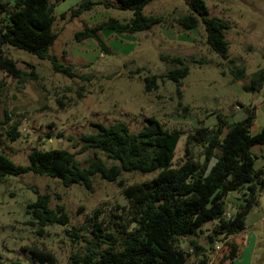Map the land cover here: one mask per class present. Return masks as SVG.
Segmentation results:
<instances>
[{"label": "rangeland", "instance_id": "rangeland-1", "mask_svg": "<svg viewBox=\"0 0 264 264\" xmlns=\"http://www.w3.org/2000/svg\"><path fill=\"white\" fill-rule=\"evenodd\" d=\"M14 1L0 0V28L13 11ZM47 1L52 6L51 29L56 34L48 54L71 67L76 76L54 72L50 61L25 50L0 47L19 70L34 74L15 78L0 70V151L15 164L27 165L33 148H62L73 152L84 166L93 150L78 152L79 146L72 144L81 135L95 132L93 123L108 126L121 121L130 132H137L146 124V118L153 116L164 128L180 131L171 161V166L176 167L184 158L187 136L196 128H214L219 120L228 124L242 121L252 108V133L256 132V124L263 123L264 73L256 91H247L243 86L264 71V0H204L209 16L230 24L224 32L229 43L227 59L210 50L202 25L195 29L178 25L176 19L190 12L187 0H151L142 12L160 17L161 22L146 31L125 34L100 30L109 54L95 40L77 41L75 35L108 18L128 21L132 17L130 10L119 9L117 0H92L89 10L71 15L84 0ZM162 56H179L188 67L187 76L181 80L180 96L174 82L165 77L156 79L155 88L146 89L145 77L163 76L178 66ZM234 65L244 67L242 79L231 75ZM13 130L18 136L11 139L9 133ZM254 150L257 152V148ZM201 153L200 146L191 147L194 160L202 162ZM99 155L106 160L103 153ZM213 163L214 159L209 167ZM254 167L264 170V157L258 156ZM155 174L123 172L120 178L131 185L148 181ZM34 189L49 196L50 207H64L69 218L66 226L46 225L40 236L37 226L30 225L25 208L36 198ZM228 196L232 197L226 205L230 212L241 192L233 190ZM127 203L116 182L98 175L92 177L91 190L82 184L64 187L57 179L31 172L6 175L0 182V264H45L32 256V247L49 251L58 264H76L70 256L97 241L91 233L95 220L107 226L120 221L117 208H126ZM95 210H99L98 219L93 217ZM214 224L215 221L204 223L202 235L189 237L204 248L197 258L207 259L208 264H264V188L258 204L246 216L245 229L227 238L239 247L232 260L223 259L229 252L217 239L222 235H217L211 244L207 242ZM73 227L79 229L76 238L66 233ZM181 246L187 249V240H182ZM197 258L192 256L188 264Z\"/></svg>", "mask_w": 264, "mask_h": 264}, {"label": "trees", "instance_id": "trees-1", "mask_svg": "<svg viewBox=\"0 0 264 264\" xmlns=\"http://www.w3.org/2000/svg\"><path fill=\"white\" fill-rule=\"evenodd\" d=\"M117 1L119 9L132 12L128 21L108 18L98 25L77 32L76 40L93 39L109 54V49L98 33L100 30L133 34L146 31L161 22L160 17L147 16L142 12L151 0ZM187 3L190 12L176 19L178 25L184 29H195L199 24L202 25L205 42L210 50L220 58L227 59L229 43L224 32L230 27L229 22L209 16L204 0H187ZM93 4L92 0H84L71 11V15L89 10ZM52 22V6L47 0H15L13 11L0 28V47L8 45L25 50L39 59L50 61L54 72L74 77L76 75L71 67L60 64L48 54V48L56 37L51 29ZM161 58L178 66L168 69L163 76L145 77L146 89L155 88L156 79L165 77L174 82L180 96L181 80L187 76L188 67L179 56ZM0 70L15 78L34 76L33 73L19 70L14 61L1 51ZM230 73L234 79H242L245 70L243 66L234 65ZM263 73L260 72L243 88L247 91L259 89ZM262 100L264 103V95ZM253 112L254 108L242 121L228 124L219 120L214 128H196L194 133L187 136L184 158L176 167L171 166V161L180 131L164 128L159 120L151 116L146 118V124L137 132H130L121 121L108 126L93 123L95 132L81 135L72 144L73 147L79 146L78 152L93 150V155L84 166L76 160L73 152L62 148H33L25 166L15 164L0 151V182L6 175L31 172L57 179L64 187L82 184L91 190L92 177L95 175L117 183L128 202L126 208H117L120 215L116 217L120 221L107 226L102 220H95L91 233L97 241L90 242V246L83 252L72 254L70 259L73 263L188 264L192 256L196 259L204 249L189 237L198 236L202 232L201 226L209 221H215V224L207 236V242L211 244L217 235H222L217 239L221 247L229 252L223 259L232 260L238 255L239 247L227 238L245 229L246 216L258 204L259 194L264 188V170L254 167L256 158L264 157V121L260 129L252 133ZM9 135L14 139L18 132L13 130ZM193 145L202 148V162L191 156ZM99 153H103L106 160ZM213 159L214 163L209 167ZM106 161H111V164ZM123 172L156 174L148 181L126 185L120 178ZM233 190L240 191L241 196L235 198L231 211L227 212V202L232 199L228 194ZM33 192L36 198L26 205L25 210L30 216V225L37 226L40 236L44 234L43 228L46 225L66 226L69 223L62 205L52 208L48 195L39 193L37 189ZM98 213L99 210L93 212L95 219H98ZM78 232L79 229L75 227L66 230L72 238L78 237ZM182 240H187V249L181 246ZM30 253L41 263L58 264L47 250L32 247ZM197 259L192 263H208L205 258Z\"/></svg>", "mask_w": 264, "mask_h": 264}, {"label": "crops", "instance_id": "crops-1", "mask_svg": "<svg viewBox=\"0 0 264 264\" xmlns=\"http://www.w3.org/2000/svg\"><path fill=\"white\" fill-rule=\"evenodd\" d=\"M252 127V126H251ZM260 127H261V125L260 126H258L257 124L255 125V131L257 132L259 129H260ZM252 132V131H251ZM255 133V132H254ZM201 235H202V233H200ZM228 238H233V236H230V237H228ZM191 264H192V262H191ZM208 264V263H207Z\"/></svg>", "mask_w": 264, "mask_h": 264}]
</instances>
